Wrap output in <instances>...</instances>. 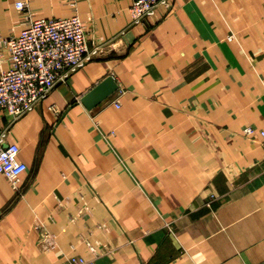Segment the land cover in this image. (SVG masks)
<instances>
[{"label": "crops", "instance_id": "0c3cea01", "mask_svg": "<svg viewBox=\"0 0 264 264\" xmlns=\"http://www.w3.org/2000/svg\"><path fill=\"white\" fill-rule=\"evenodd\" d=\"M28 3L77 14L102 53L10 129L28 170L22 195L0 175V264H264V0H172L137 24L129 0ZM108 75L119 108L87 110Z\"/></svg>", "mask_w": 264, "mask_h": 264}, {"label": "built area", "instance_id": "2783aa9c", "mask_svg": "<svg viewBox=\"0 0 264 264\" xmlns=\"http://www.w3.org/2000/svg\"><path fill=\"white\" fill-rule=\"evenodd\" d=\"M129 1V12L135 24L155 17L161 5L172 9V0ZM15 8L24 17L23 29L7 36L0 32V114L7 118L0 127V175L22 195L19 182L28 166L19 159L18 144L8 139L11 127L86 62L100 56L102 48L97 44L90 45L86 21L77 14L35 18L29 10L28 0L17 1ZM116 93L113 104L119 108V99L125 90L118 88ZM50 108L58 112L53 105ZM246 131L253 132L252 128ZM37 229L42 238L49 236L42 223L37 224ZM91 252L96 253L93 247ZM68 261L70 264H95L83 257H72Z\"/></svg>", "mask_w": 264, "mask_h": 264}, {"label": "water", "instance_id": "95a60500", "mask_svg": "<svg viewBox=\"0 0 264 264\" xmlns=\"http://www.w3.org/2000/svg\"><path fill=\"white\" fill-rule=\"evenodd\" d=\"M118 88V84L116 83L114 77L112 75H108L91 88L86 94H84L80 99V103L87 110H91L108 99L118 90Z\"/></svg>", "mask_w": 264, "mask_h": 264}, {"label": "rangeland", "instance_id": "374dc122", "mask_svg": "<svg viewBox=\"0 0 264 264\" xmlns=\"http://www.w3.org/2000/svg\"><path fill=\"white\" fill-rule=\"evenodd\" d=\"M125 90V89H124ZM125 92H126V90H125ZM124 95V94H123ZM122 97V96H121ZM94 123L96 124L97 123V121H94ZM98 124V123H97ZM72 257H79V256H71V257H68V259L69 258H72ZM84 258V257H83ZM68 259H67V261H68ZM86 261H93V262H95V259L93 258V259H86V258H84ZM69 262V261H68Z\"/></svg>", "mask_w": 264, "mask_h": 264}]
</instances>
